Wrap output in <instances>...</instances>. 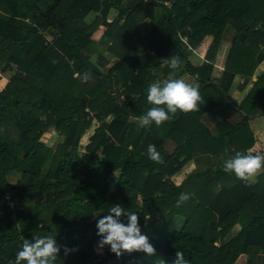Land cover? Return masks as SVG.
Returning a JSON list of instances; mask_svg holds the SVG:
<instances>
[{
    "label": "trees",
    "instance_id": "1",
    "mask_svg": "<svg viewBox=\"0 0 264 264\" xmlns=\"http://www.w3.org/2000/svg\"><path fill=\"white\" fill-rule=\"evenodd\" d=\"M207 38L206 55L194 64ZM263 64L264 0H0V72L12 73L0 91V264H10L25 239L43 235L61 246L54 264H171L177 251L189 264H237L242 256L264 264V167L254 183L222 168L236 152L264 154L254 150L250 125L264 118ZM173 77L198 86L197 108L160 126L131 123L152 106L148 86ZM238 80L246 87L240 103L231 96ZM230 103L243 119L211 129L205 116ZM50 131L62 138L55 148L41 141ZM148 144L158 161L148 158ZM12 175L20 176L16 183ZM181 193L187 199L177 205ZM117 203L137 212L154 255L117 258L97 246L95 216Z\"/></svg>",
    "mask_w": 264,
    "mask_h": 264
},
{
    "label": "clouds",
    "instance_id": "2",
    "mask_svg": "<svg viewBox=\"0 0 264 264\" xmlns=\"http://www.w3.org/2000/svg\"><path fill=\"white\" fill-rule=\"evenodd\" d=\"M177 66V59H171L170 67L175 69ZM146 92V99L152 106L139 117L141 126H160L162 122L171 120L173 114L178 111L188 112L196 109L201 99L198 86L175 77L152 82ZM146 151L149 159L159 160V153L154 144H148ZM262 167L264 154L251 155L240 152L225 159L222 164L225 172L234 173L241 179L251 176ZM186 199L187 195L181 193L177 205ZM96 229V235L99 237L97 246L101 249L107 246L117 258L125 253L141 252L151 256L156 252L149 237L141 231L137 212H129L121 204L110 205L107 213L97 219ZM70 251L67 247L64 248L66 255ZM60 252L61 246L57 244L55 236H36L24 240L10 264H54ZM161 264H165V261L161 260ZM171 264H189V261L185 259L182 251H177Z\"/></svg>",
    "mask_w": 264,
    "mask_h": 264
},
{
    "label": "rangeland",
    "instance_id": "3",
    "mask_svg": "<svg viewBox=\"0 0 264 264\" xmlns=\"http://www.w3.org/2000/svg\"><path fill=\"white\" fill-rule=\"evenodd\" d=\"M22 15H24V14L22 13ZM116 15H117V12L113 11L111 13V15H110V19H114L116 17ZM24 17H26V16H24ZM91 21H92V17L87 20L88 23L91 22ZM142 28H143L142 29L143 30V34L144 35L148 34L150 29H151L150 23L149 22H147L146 24L144 23ZM104 31H105V29L101 28V29H99L97 31V33H95V35L92 38V42H93L94 45H96L97 43H100V38H101V36H102ZM231 37L232 36H231V32H230L228 34V41L226 43V46H225V48H223L221 50V54L219 56L221 60H219V62H218L221 67H222V65H223V63H224V61L226 59V54H227L226 50H227V47L230 46ZM48 40L51 41L52 37L48 36ZM184 40H186V39H184ZM211 41H212L211 38H207L204 41L203 45L199 49H197V51L195 52V55L191 59L194 64L202 63L203 60L200 59V57L201 56L205 57V54H206L205 51H207V49L209 48V46L211 44ZM98 51L100 52L99 54H103L107 58L109 57L108 54H106V51H105V49L103 47H100L98 49ZM99 54L98 53L97 54L93 53L92 56H91L92 57V61L96 62L97 57L99 56ZM261 70H264V64L262 65ZM218 72L220 73L219 69L217 70V73ZM11 76H12V73L4 74V73L0 72V91L5 89L7 83L9 82V79L11 78ZM241 84L242 83H241L240 80L236 81L235 84H234V89L231 92L232 98L235 99V97H236V99H237V100H235V101H237L236 103H240L244 99V95L246 94L245 93V89H244L246 87H245V85H241ZM248 89H249V87H248ZM223 115H225L228 119H230L234 123L235 122L236 123L240 122L243 119V117H241V115L238 114L237 108L234 107L232 103H230V104H228V106H225L224 108H222L220 110L214 111L211 114H207L206 118H205V121L208 122L211 125V122L209 121L210 117L214 116L215 119L216 118L224 119ZM263 120L264 119H260V121H262V123L259 126L258 131L253 130V128L251 127V129H252V131H253V133L255 135V138L257 139V143H258V145L256 144L255 148L258 149V150L261 149L259 151H262V152H264V121ZM130 121H131V123H133V121H136L137 123H140L137 119H133V118ZM252 121H255V117L250 120V123ZM96 128H97V126H95L91 131H89L88 134L85 135L83 137V139L81 140V146L83 147V149L90 144L91 137L94 135V132H95ZM15 137H17V136L15 135ZM41 141H42V143L46 144L47 146L55 148L58 145V143H60L62 141V138L59 137L55 132L50 131V132H47V133L44 134V136L42 137ZM166 148H167V150L169 152H172L174 150L175 146L172 143H169V144L166 145ZM192 167H194V166H187L184 170H182V172L179 175H176L173 178L174 182L176 184H181L182 181L184 180V178L191 172V170H193ZM19 177H20L19 175H12V176H9L8 179L12 183H16L18 181ZM247 181L249 183H254L255 182L253 178H249V179H247ZM15 211H16L17 215L20 213L19 210H17V209H15ZM99 216H100V214L96 215L95 219L97 220L99 218ZM19 227H20V225H19ZM89 234H90V232L88 233L86 231H83L81 233L82 240H85L86 237L89 236ZM94 250H95V252L97 254V258H98L97 260H105L107 258V257H105V255H103V251L101 249H98L95 246ZM106 260H107L106 264H119L120 263V261L118 259H106Z\"/></svg>",
    "mask_w": 264,
    "mask_h": 264
},
{
    "label": "crops",
    "instance_id": "4",
    "mask_svg": "<svg viewBox=\"0 0 264 264\" xmlns=\"http://www.w3.org/2000/svg\"><path fill=\"white\" fill-rule=\"evenodd\" d=\"M206 52V51H205ZM206 55V54H205ZM200 59H204V57H200ZM234 101L235 100H237L236 99V97H235V99H233ZM235 102H237V101H235ZM218 117V116H217ZM223 117H224V119H226L227 117L225 116V115H223ZM205 118H206V116H205ZM208 119V118H207ZM224 119H221V118H216L215 119V117L214 116H212V117H210V119H209V121L211 122V125L208 123V122H206L205 121V119H204V121H205V123L206 124H208L209 126H210V128L211 129H214L215 128V124L217 123V122H220V121H222V120H224ZM260 119H264V118H262V117H257V118H255V121H252L250 124H251V127L253 128V130H256V131H258V129H259V126L261 125V123H262V121H260ZM264 121V120H263ZM257 145H258V143H257ZM254 150H256V151H259V150H261V149H256V148H254ZM189 166H194V164L192 163V164H190ZM193 169L195 168V166L194 167H192ZM192 171V170H191ZM261 173V171H257V172H255L254 174H252L251 176H249L247 179H249V178H253L254 179V181H256V179H257V177H258V175ZM247 257L246 256H242L239 260H238V262H237V264H246L247 263Z\"/></svg>",
    "mask_w": 264,
    "mask_h": 264
},
{
    "label": "built area",
    "instance_id": "5",
    "mask_svg": "<svg viewBox=\"0 0 264 264\" xmlns=\"http://www.w3.org/2000/svg\"><path fill=\"white\" fill-rule=\"evenodd\" d=\"M145 1H150V0H145Z\"/></svg>",
    "mask_w": 264,
    "mask_h": 264
}]
</instances>
